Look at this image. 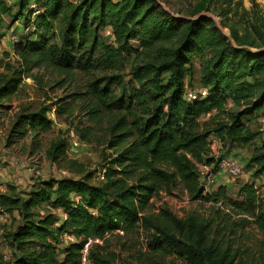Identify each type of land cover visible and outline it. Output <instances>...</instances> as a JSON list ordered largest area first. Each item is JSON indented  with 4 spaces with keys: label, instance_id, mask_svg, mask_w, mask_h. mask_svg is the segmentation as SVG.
Here are the masks:
<instances>
[{
    "label": "trees",
    "instance_id": "16d2710c",
    "mask_svg": "<svg viewBox=\"0 0 264 264\" xmlns=\"http://www.w3.org/2000/svg\"><path fill=\"white\" fill-rule=\"evenodd\" d=\"M15 6L25 14L29 37L19 45L26 71L52 66L63 73L78 69L90 74L87 91L73 95L81 96L90 126L102 128L112 152L102 185L62 178L35 183L30 191L14 185L0 190V216L17 211L22 219L8 234L15 249L11 264H81L89 242L92 264H116V255L105 253L95 240L107 242L109 236L136 227L152 232L149 248L154 255L164 254V260L169 251L185 264H231L228 248L213 245L209 222L199 221L194 213L177 217L167 208L148 211L153 198L170 191L177 180L195 199L202 198L199 165L214 162L208 158L210 138L239 147L254 141L256 134L243 118L264 114V49L252 52L237 44L236 36L231 39L210 15L174 16L160 0H17ZM13 7L9 0H0V37ZM55 20L61 23V46L51 43L46 31ZM108 30L114 40L110 43L101 34ZM36 34L37 41L31 40ZM197 60L199 87L207 88L208 95L190 100L187 89L195 88ZM20 76L0 87V100L15 94ZM46 110L19 116L14 130L19 132L26 122L34 130H47L51 121ZM86 130L79 131L84 141L89 140ZM249 164L255 175L264 172V146L255 148ZM212 171H218V160ZM222 194L221 187L212 200L218 202ZM240 196L242 201H234L243 209L239 212L254 215L261 210L258 222L264 229V199L260 206L256 185L244 184ZM53 209L66 213L59 226ZM65 233L74 241L65 245L61 261ZM141 264H152L151 257Z\"/></svg>",
    "mask_w": 264,
    "mask_h": 264
},
{
    "label": "rangeland",
    "instance_id": "374dc122",
    "mask_svg": "<svg viewBox=\"0 0 264 264\" xmlns=\"http://www.w3.org/2000/svg\"><path fill=\"white\" fill-rule=\"evenodd\" d=\"M14 5L11 16H6L5 24L0 37V87L13 78L17 79L20 71H26V63L20 53V43L29 38L24 29L25 14H21L15 6L17 0H9ZM46 0H44L45 2ZM167 11L174 16L196 18L201 14L213 17L217 25L232 39L236 36L237 44L249 48L252 52L264 49V0H160ZM61 23L57 20L47 31L50 42L61 46ZM102 39L107 43L113 42L112 35L103 31ZM37 34L30 38L37 41ZM235 42V41H234ZM135 55L131 59H134ZM199 60L195 64V75L192 84L198 88L201 83L198 68ZM129 65L125 72L128 73ZM17 91L11 97L0 100V173L1 180L6 177L5 184H0L6 191L8 186L14 185L21 191H30L35 183L41 185V181L51 179H85L94 185H102L106 182L104 172L107 163L111 159L112 150L108 149L103 141L102 128H94L86 116L87 110L82 108L84 103L81 96L73 93L87 91L91 83V75L78 69L63 73L52 66L33 67L31 71L24 72ZM129 78H127L128 80ZM65 81L58 85V81ZM116 94L120 93L119 87L113 86ZM59 98L62 102L58 103ZM64 107L68 109L66 114L56 113V109ZM46 108V117L51 121L47 130H34L31 123L26 122L19 127L17 132L15 122L19 116H26ZM214 113L203 116L200 121L209 119ZM250 129L256 134L253 142L246 146L229 145L222 141L213 142L210 138L211 153L209 159H214L211 165L200 164V185L203 186V178L212 170L216 160L223 156H235L242 162L244 174L240 177H228L226 174L212 171L216 175V181L207 189H204L201 199H195L185 183L177 180L170 191H162L152 200L150 213H159L167 208L177 217H185L188 213L197 215L198 220L210 224L211 237L214 246L220 249L228 248L227 260L231 264H264V229L258 220L259 209L255 214L239 212L234 201H242V187L246 183H254L258 189L260 206L264 199V172L255 175V168L249 164V159L256 147L264 146V114L255 117L243 118ZM89 126V129L87 128ZM87 129L88 141L81 138L80 130ZM14 130V131H13ZM75 137L80 138V146H73ZM57 152V153H56ZM214 157V158H212ZM38 165L42 170L41 176L29 172L28 167ZM5 170V171H3ZM65 171V173H63ZM2 174L3 177H2ZM1 182V183H2ZM222 187L223 194L218 202L212 199L213 193ZM25 189V190H24ZM38 190L40 189L37 188ZM2 191V190H1ZM30 193V192H29ZM28 193V195H29ZM23 194L22 197L27 198ZM77 195L74 196V199ZM80 199V198H79ZM47 206L46 203L42 204ZM264 208V207H263ZM56 225L64 222L66 213L61 209H53ZM46 211L41 210V215ZM39 219V217H36ZM21 216L15 211L13 214L0 216V264H11L15 259L14 247L11 246L8 234L18 229L21 224ZM152 232L143 228H134L133 231L119 232L109 236L107 242L96 239L99 245L105 249V253L113 252L116 255V264H141L151 257L152 264H185L177 253L167 252L154 255L149 248ZM66 240L60 246V258L63 261L65 245L73 242L74 237L69 233L63 235ZM88 246V253L90 249ZM95 246V245H94ZM93 246V247H94ZM84 253V250L83 252ZM155 257H157L155 260ZM81 264H92L88 257L85 263L81 258Z\"/></svg>",
    "mask_w": 264,
    "mask_h": 264
},
{
    "label": "built area",
    "instance_id": "2783aa9c",
    "mask_svg": "<svg viewBox=\"0 0 264 264\" xmlns=\"http://www.w3.org/2000/svg\"><path fill=\"white\" fill-rule=\"evenodd\" d=\"M109 34L112 35L113 38V34L112 31L108 30L107 31ZM208 95V89L205 87H198V88H188L187 89V98L190 100L193 99H199V98H203V97H207ZM213 142H218L217 139H213ZM80 138L79 137H75L73 140V146L74 148L80 146ZM29 172H31V174L38 176L42 175V170L38 167V165H32L30 167H28ZM218 170L219 172H222L224 174H226L228 177H240L244 174V167L242 165V162L239 160V158H237V156H225V157H219L218 158ZM63 173H65V171H63ZM216 181V175L215 173H212V170L208 171V173L206 174V176L203 178V185L205 186V188L207 189L211 184H214ZM77 200L80 198V196L78 195ZM88 246L89 243H87L85 245L84 248V253H83V260L86 263L88 261Z\"/></svg>",
    "mask_w": 264,
    "mask_h": 264
},
{
    "label": "crops",
    "instance_id": "0c3cea01",
    "mask_svg": "<svg viewBox=\"0 0 264 264\" xmlns=\"http://www.w3.org/2000/svg\"><path fill=\"white\" fill-rule=\"evenodd\" d=\"M3 171H5V170H3ZM3 175H4V174H2V177H3ZM6 180H7V178L4 177V178H3V182H2V180H1V173H0V184H5ZM1 182H2V183H1ZM3 188H4V187H2V185H1V186H0V190L3 191V190H4Z\"/></svg>",
    "mask_w": 264,
    "mask_h": 264
},
{
    "label": "water",
    "instance_id": "95a60500",
    "mask_svg": "<svg viewBox=\"0 0 264 264\" xmlns=\"http://www.w3.org/2000/svg\"><path fill=\"white\" fill-rule=\"evenodd\" d=\"M204 189H205V186H204V185L201 186V188H200V192L203 191Z\"/></svg>",
    "mask_w": 264,
    "mask_h": 264
}]
</instances>
